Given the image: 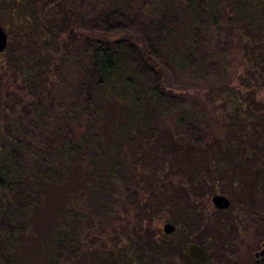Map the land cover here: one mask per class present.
I'll use <instances>...</instances> for the list:
<instances>
[{
    "label": "trees",
    "instance_id": "1",
    "mask_svg": "<svg viewBox=\"0 0 264 264\" xmlns=\"http://www.w3.org/2000/svg\"><path fill=\"white\" fill-rule=\"evenodd\" d=\"M11 1L18 21L7 31L4 50L13 53L36 37L44 39L46 49L32 46V54H6L0 68V201L14 209L0 224V264H197L187 256L185 241L175 231H161L153 218L168 209L184 229L181 211L199 210L203 202L198 200L214 192L207 190L209 179L223 180L222 168L215 165L244 166L248 154L255 156L252 152L260 148L262 101L256 93L264 86V0H187L188 25L182 31L169 27L186 39L183 61L203 78L207 54L194 55L190 36L202 27H212L216 39L224 36L226 43L236 35L245 59L240 82L246 87L236 96L245 103L228 105L232 87L224 81L200 92L214 107L223 105L221 120L215 112L202 114L192 107L189 101L197 99V92L175 93L166 86L165 54L155 48L126 54L138 51L134 43L126 44V51L122 39L112 46L105 38L92 48L93 83L83 87L86 104L68 112L72 133L47 150L41 145V156L29 163L21 156L28 151L26 140L34 139L22 135V111L27 119L47 118L44 99L51 97L52 85L44 87L43 74L52 57L48 52L59 48L60 35L65 46L75 37L88 0ZM110 20L108 31L123 24L117 16ZM195 20L201 25L194 27ZM224 49L219 48L218 59H226L232 48ZM183 61L177 65L185 69ZM245 112L249 120L240 117ZM25 181L26 196L14 203ZM54 202L42 231L34 219Z\"/></svg>",
    "mask_w": 264,
    "mask_h": 264
},
{
    "label": "rangeland",
    "instance_id": "2",
    "mask_svg": "<svg viewBox=\"0 0 264 264\" xmlns=\"http://www.w3.org/2000/svg\"><path fill=\"white\" fill-rule=\"evenodd\" d=\"M186 3L187 0H88L82 8V20L75 27V37L69 38V41L66 39L68 45L65 46L63 42L65 37L60 35L57 40L59 48L48 52L52 54V57L48 67L45 66L46 72L43 74L44 87L52 85L51 97L44 99L47 118L32 117L27 119L26 111H22L24 115L21 119L25 121V125L21 127L22 135L33 136L34 140H26L28 151L21 156V161L29 163L33 156L39 159L43 152L40 150L41 145L47 150L53 142L72 133L68 112L75 105L83 107V104H86L82 99L83 87L87 86L88 88L93 83L92 75H90L92 48L94 44L105 40V38L112 43V46L117 45L116 40L122 39L124 41V43L121 42L123 50L127 49V45L133 46L134 43L138 51L136 49L130 53L126 50V54H144L143 48H155L160 54H165L163 66L166 67L168 73L166 81L168 85L166 86L173 88L175 93L195 94L197 92V99L189 102L196 110H201L202 114H204L203 110H208L215 112L221 117L220 120L222 119L225 112V108H222L223 105H218L219 103L215 102L218 106L214 107L212 102L203 100L200 94L208 84H217L219 81H224L232 87L227 95L230 107H239L240 103H245L236 96L237 91L245 92L246 90L244 84L240 82L241 74L245 68V59L242 57L241 45L239 42V45L237 44L236 35H229V43H226L223 42L224 36L216 39L212 27L207 29L202 27L198 29L199 31H194L197 34H190V38L194 40L191 43L193 51L196 49L194 55L207 54L203 71L205 78L199 75L194 76L192 74L194 67L189 65V61H183L184 54H188L186 39L183 40L177 34H173L169 27L173 26L182 31L188 25L189 16ZM18 11L16 3L11 0H6V2L0 0V22L7 31L18 21ZM115 16L119 17L123 24H118L116 31H108L106 24L113 22L110 19ZM200 25L201 22L195 20L193 26ZM223 35L226 34L223 33ZM8 39L10 38L8 37ZM43 43V38L36 37L32 44L23 43V48L13 53L3 50L0 53V68L7 63L8 55L6 54H17L18 52L32 54V50H29L32 46L45 50ZM219 48L232 49L229 53H225L227 54L226 59H218L221 52V50L218 51ZM182 61L187 63L185 69L183 66L177 65ZM12 89L16 90L17 88L13 87ZM18 91L25 92L22 88H19ZM27 96L29 95L26 94L24 98L26 99ZM218 96L223 98L224 93ZM256 97L262 101L260 148L252 152L255 156L250 157L251 153L248 154L250 159L244 166L232 167L228 165L227 168L225 162L216 164L217 168H222L220 175L222 174L223 180L209 179L206 186L207 190H214L213 193L226 195L230 204L226 208H217L211 202V196L206 195V201L205 198L198 200L203 202H198L199 210H193L194 208L191 207L181 211L180 215L184 220L185 227L181 229L177 224L174 230L176 237L185 241V251L190 240L198 241L206 249L207 258L197 264L264 263V86L260 91H257ZM19 111L16 110V118L20 116ZM240 117L243 120L250 118L246 112ZM249 128L250 126H247L246 130ZM215 129L220 131L221 127L215 125ZM211 151H208L210 155ZM236 159L237 157L234 158V161ZM211 161L216 162L214 156ZM226 169L228 170L226 171ZM27 171L32 173L31 165ZM20 188V191L15 192L17 195L13 198L14 203L26 196L24 193V190L28 191L26 181ZM53 204L55 202L50 203L49 208L42 212L39 218L34 219L35 226H37L36 221L39 220L38 228L42 231H46V226L53 213ZM13 211L12 206L10 208L0 201V224L7 220V212L12 213ZM13 216L18 218L19 214L14 213ZM172 218V212L164 209L155 215L152 223L163 231V223L174 222Z\"/></svg>",
    "mask_w": 264,
    "mask_h": 264
},
{
    "label": "water",
    "instance_id": "3",
    "mask_svg": "<svg viewBox=\"0 0 264 264\" xmlns=\"http://www.w3.org/2000/svg\"><path fill=\"white\" fill-rule=\"evenodd\" d=\"M8 41V32L0 22V53L5 49ZM211 202L217 208H226L230 204L229 198L222 193H213ZM176 224L171 221L163 223V231L166 233L174 231ZM187 256L196 263H201L207 258V251L201 243L190 240L186 245Z\"/></svg>",
    "mask_w": 264,
    "mask_h": 264
}]
</instances>
